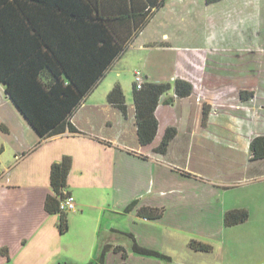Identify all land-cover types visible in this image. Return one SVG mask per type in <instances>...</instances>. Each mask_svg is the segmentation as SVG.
<instances>
[{
	"label": "crops",
	"instance_id": "obj_1",
	"mask_svg": "<svg viewBox=\"0 0 264 264\" xmlns=\"http://www.w3.org/2000/svg\"><path fill=\"white\" fill-rule=\"evenodd\" d=\"M91 1L100 8L107 9L111 14L118 15V12L130 10L133 6L143 8L146 4L152 6L160 0ZM197 1L163 0V4L159 7H152V13L146 25L133 37L127 49L114 60L105 76L82 100L71 116L70 121L80 131L79 133H72L66 129L63 133L49 136L39 142L40 138L36 131L6 96L3 86L0 88V95L4 92L5 99L12 102L4 100L1 96L0 127L13 136L11 139L14 142L12 143L13 152L18 160L28 154L27 157H33L24 162L23 171L10 177H0V259L2 261L13 264H49L51 262L50 254L55 252V248L57 249L52 243L56 242L60 232L57 228L58 215L49 214L44 210L45 197L51 193L50 166L54 161L60 160L63 155H70L72 167L67 177L66 190L75 199L74 212L83 214L85 211L87 203L79 196L82 192H89V195L95 198L96 189L106 188L114 191L117 197L114 203L118 204L115 207L117 210L136 198L139 200L150 195L147 199L139 201V205L164 208L162 217L150 220H163L175 229L189 231L195 230V228L192 229L193 222L198 223L204 238L212 237L211 240H214L212 242L200 240L212 245V250L207 253L219 251L220 257L214 258L213 262L254 264L253 262L244 263V260L250 252L248 247L252 248L253 253L255 246L248 241L237 244L232 238L231 231L232 227L246 225L253 216L250 205L238 203L229 205L224 200L226 193L231 189L244 184L253 187L264 182V172L258 169L264 166V158L252 159L250 147V152L244 156L248 157L245 173L251 172V174L238 177L236 172L223 171L221 166L219 167L221 163L216 161V158L220 156L217 155L213 146L215 141L207 136H214L213 134L218 133L217 129H221L222 133L230 137L236 136L238 130L243 128L236 126V123L232 121L238 117L241 122L244 118L251 129L250 146L255 136H264V75L262 74L264 63L258 64V59L255 62V59L251 57V62L245 63L246 67L242 72L244 82L242 85L233 86L235 93L238 89L247 92L245 96L238 97L242 104H249L252 98L261 102V109H263L261 113L255 108L248 112L237 104L233 112L226 111V104L230 103L231 97L223 100L217 94L221 87H231L232 84H223L220 80H213L214 82L209 85L205 84V78L202 76L203 65L191 62L188 68L182 65L186 60L184 53L193 52L192 54L202 58L205 52H215V48L213 51V49L205 50L207 48L200 44L182 45L179 42L189 36V33L180 28L177 32L173 31L170 29L171 25H168L174 19L183 22L184 18H188L187 15L191 14V10L186 9L190 8V5L194 6ZM204 1L206 3V0ZM220 1L226 0L206 3V5ZM258 15L261 19L260 24L256 25L253 21V30L249 31L241 42L239 41L238 51L264 52V16L261 10L258 11ZM256 26H259L257 35L255 34L257 29H254ZM222 48L216 53L222 54L225 51L229 59H234L232 51L228 50L230 47ZM172 51H177L179 57L174 74L171 70L168 72L158 68V63L151 57V52ZM128 55H133V59H129ZM128 62L131 63L129 69L131 68L132 75L135 69H139L145 81L172 84L173 82L166 80L182 78L192 84V92L187 97H177L173 87L161 96L155 111L158 121L157 133L154 140L147 145H142L138 141L132 91L129 93L130 98L125 95L126 115L107 102V94L111 88L115 84L121 86L120 73L121 70H125ZM102 81L104 84H101ZM100 84L104 86L100 87ZM219 103H223L224 111L218 112L213 109L212 106L215 105L220 108ZM221 114L224 115L226 123L221 122L220 118H223ZM169 127L176 129L175 136L169 141L165 153L155 152L154 148L160 144ZM216 140L220 138L216 137ZM206 141L212 144H207L208 148L206 147L204 152L203 145ZM232 141L235 143L234 139ZM196 156L198 157L194 158ZM192 159L198 160L204 166H209L212 170L202 172L201 169L199 171L190 169L189 164ZM217 163L218 166H216ZM255 171H258V174ZM260 195L262 194L255 193L252 199L263 205L261 211L264 213V197L259 198ZM236 208L249 210V218L243 223L225 226L224 213L226 210ZM228 231H230L229 234H227ZM257 245H260L259 241ZM3 248L7 250L8 257L1 254ZM248 257L247 261H250ZM262 260L264 257L256 264H261Z\"/></svg>",
	"mask_w": 264,
	"mask_h": 264
},
{
	"label": "trees",
	"instance_id": "obj_2",
	"mask_svg": "<svg viewBox=\"0 0 264 264\" xmlns=\"http://www.w3.org/2000/svg\"><path fill=\"white\" fill-rule=\"evenodd\" d=\"M215 1L219 0H206V3ZM162 4L163 0H160L152 6H133L117 15L91 0H0V84L40 140L66 129L72 133L80 132L71 123V116L146 25L151 10ZM171 87L180 98L192 92V84L182 78H176L172 84L144 80L139 89L133 82L132 97L140 144L147 145L154 140L158 127L155 111L161 96ZM246 93L243 90L241 96ZM107 102L127 114L120 84H115L108 92ZM175 134L174 127L167 128L154 151L165 153ZM250 147L252 159L264 158V136H255ZM71 167L70 155H63L51 164V193L44 200V210L58 215L57 228L61 234L68 230L67 210L60 207V202L67 191ZM131 210L145 219H158L164 208L139 205L136 199L125 208L127 212ZM248 218L249 211L245 208L229 209L224 213L223 223L234 226ZM188 245L196 251L212 250L211 244L195 239ZM108 247L106 245L104 250ZM133 248L141 254H158L137 243ZM113 250L126 256L122 246H115ZM1 254L8 257L5 248L1 249ZM103 261L104 251L97 260L87 264H103Z\"/></svg>",
	"mask_w": 264,
	"mask_h": 264
},
{
	"label": "rangeland",
	"instance_id": "obj_3",
	"mask_svg": "<svg viewBox=\"0 0 264 264\" xmlns=\"http://www.w3.org/2000/svg\"><path fill=\"white\" fill-rule=\"evenodd\" d=\"M220 2L206 5L204 0H198L194 6L190 5V8L186 7V10H191V14H188V18H184L183 22H179L175 19L172 20V23L169 22L168 25H171V30L177 32L180 28V30L184 29V32L189 33V36L186 38L184 37V39L179 42L182 45L200 44L207 48L205 50L215 48V52H205L202 58L199 55L197 57V54H192L193 52L188 51L184 53L183 55H186V60L182 65H186L187 68L190 62L203 65L204 70H202V76L205 78V84L209 85L215 80H220L223 84H232L231 87H221L219 94H217L220 95L223 100L231 97L230 103H224L227 105L226 111L233 112L237 104L248 112L255 108L259 109V113H261L263 110L261 109V102L259 103L256 98H252L249 100V104H242V101H240L238 97H241V92L243 91L238 89L235 93V91H233L235 87L233 86L242 85L244 82L242 72L246 67L245 63L251 62V57L255 59V62L256 59H258V64L264 63V52L262 51L252 53L251 50H237L239 41L241 42L243 40L242 38L248 35L249 31L253 30V21L256 25L260 24L261 19L258 17V11L261 10L264 16V0H226ZM254 16H256V20ZM257 18L259 19L257 20ZM258 28L259 26L254 27V29H257L255 30L256 35L257 31L259 32ZM223 46H227V49L230 47L228 50L232 51L234 59H229L225 51L222 52V54L219 52L216 53V51H220L219 49H223ZM177 54V51L163 53L151 52V57L158 63V68H163V71L168 72L171 70L174 74L179 59ZM128 56H130L129 59H133V55ZM130 64L131 63L128 62L125 65V70H121L120 73L122 79L121 87L124 95H127L129 98V93L132 91L134 82L130 70L131 68L129 69ZM262 74L264 75V73ZM172 80L174 81V79ZM166 81L173 82L171 80ZM102 83L103 81L101 84ZM101 84L100 87L104 86ZM0 86V88H2V85ZM1 96L4 100H8L12 103L9 99H5L4 92L3 95H0V101L2 100ZM219 104H221L220 108L215 105L212 106L213 109H215V111L218 110V112L224 111L225 107H223V103ZM212 112L214 111L212 110ZM240 113L238 114L242 117V113ZM221 115L223 118H220V120L224 123L226 119L223 114ZM232 121L236 123V126L243 127L241 130H238L239 132H237L236 136L231 135L230 137L228 134L222 133L221 129H217L218 133L213 134L214 136L210 135L207 137H212L215 141V145L213 146L215 151H217V155L220 156L216 158V161L221 163L219 167L221 166L220 168H222L223 171L232 170V172H236L238 177H243L247 174V176H249L251 172L245 173L247 167L245 163L248 162V157L245 158L244 155L246 154L247 156L250 152L249 136L251 129L248 124H246L244 118H242V122L240 117ZM216 137H219L220 140H216ZM12 138V135L10 136L9 133L0 127V177H10L15 173L23 171L25 169L23 167L24 162L33 158L31 156L27 157L28 154L25 156L26 158L24 157L18 160L16 156H14V149L12 146L14 142L11 141ZM233 139L235 143L232 141ZM204 143L203 147L205 152V148H208L207 144L209 145L212 143L207 141ZM37 144L39 145V143ZM197 157L198 156L194 158ZM16 160H18L17 164ZM20 161L23 162L21 163ZM216 166H218V163ZM189 167L197 171L201 169L200 171L202 172L205 170H212L209 166L200 164L196 159L191 160ZM256 167L258 168L259 166ZM234 168L236 169L233 170ZM258 169L264 172V166ZM255 173L258 174V171H255ZM232 175H234V173ZM251 186L252 185L244 184L235 189H231L226 193L227 196L224 201L229 205L237 203L250 205V211L253 216L250 217L246 225L232 227L231 231L233 232L232 238L234 241L236 240L237 244H240L239 242L241 241H248L255 246L256 249H254L253 253L252 248L248 247L250 252H248L244 263L253 262L256 264L257 261H260L261 258L264 257V213L261 211L263 205L256 200L253 201L252 196H254L255 193L262 194L259 198L263 199L264 182H260L259 185H253V187ZM79 196L87 203L85 211L83 214L80 212L76 213L72 210L66 211L68 230L65 233H60L59 237L56 238V242L52 243L57 249L55 248V252L50 254L51 262L49 264H87L92 260H97L103 251V264H217L212 260L216 257H220L218 250L215 251L216 253L211 254L205 251H196L189 247L188 243L191 239L198 241H214L211 240L212 237L204 238L205 236L202 235L200 226L196 222H193L192 227V229L195 228V230L175 229V227L173 228L171 225L164 223L163 220L142 218L138 216L134 210L127 212L125 211L127 205L117 210L115 207H117L116 205L118 204H114L117 197L114 191L106 188L96 189L95 198H92L89 192L79 193ZM149 196L150 195H146V198H141L139 201L141 202ZM229 232L230 231H228L227 234H229ZM222 239L223 238H221V240ZM258 241L260 244L259 246L257 245ZM135 243L146 249L153 250L160 255L137 253L133 248ZM106 245H109V247L104 250ZM115 246H122L126 251V256L122 257L121 252H115L113 250ZM247 257L250 261H247ZM260 263L264 264V260ZM0 264L13 263L0 259Z\"/></svg>",
	"mask_w": 264,
	"mask_h": 264
},
{
	"label": "built area",
	"instance_id": "obj_4",
	"mask_svg": "<svg viewBox=\"0 0 264 264\" xmlns=\"http://www.w3.org/2000/svg\"><path fill=\"white\" fill-rule=\"evenodd\" d=\"M133 80L137 89L142 87L144 78L141 70L139 69L134 70ZM60 207L64 210H72V211L75 210V199L71 193H68L67 191L65 192V196L60 202Z\"/></svg>",
	"mask_w": 264,
	"mask_h": 264
}]
</instances>
